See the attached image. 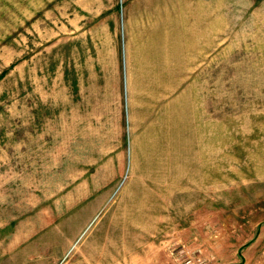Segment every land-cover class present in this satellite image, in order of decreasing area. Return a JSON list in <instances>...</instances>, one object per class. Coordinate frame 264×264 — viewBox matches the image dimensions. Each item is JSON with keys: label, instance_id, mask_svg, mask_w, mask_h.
Returning <instances> with one entry per match:
<instances>
[{"label": "rangeland", "instance_id": "374dc122", "mask_svg": "<svg viewBox=\"0 0 264 264\" xmlns=\"http://www.w3.org/2000/svg\"><path fill=\"white\" fill-rule=\"evenodd\" d=\"M0 264H264V0H0Z\"/></svg>", "mask_w": 264, "mask_h": 264}]
</instances>
